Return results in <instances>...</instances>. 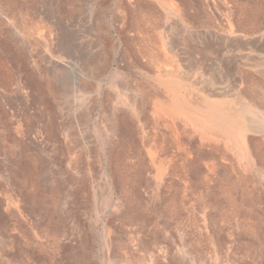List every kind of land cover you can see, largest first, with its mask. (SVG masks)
<instances>
[{
    "label": "rangeland",
    "instance_id": "1",
    "mask_svg": "<svg viewBox=\"0 0 264 264\" xmlns=\"http://www.w3.org/2000/svg\"><path fill=\"white\" fill-rule=\"evenodd\" d=\"M0 264H264V0H0Z\"/></svg>",
    "mask_w": 264,
    "mask_h": 264
}]
</instances>
